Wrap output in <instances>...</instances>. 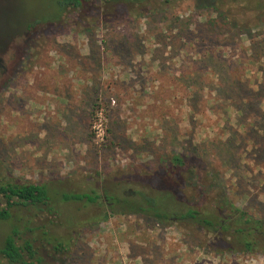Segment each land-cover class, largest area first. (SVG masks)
I'll return each mask as SVG.
<instances>
[{
    "label": "rangeland",
    "instance_id": "rangeland-1",
    "mask_svg": "<svg viewBox=\"0 0 264 264\" xmlns=\"http://www.w3.org/2000/svg\"><path fill=\"white\" fill-rule=\"evenodd\" d=\"M96 6L0 0L3 49L9 41L0 53V183L128 186L130 173L180 153L204 190L197 198L212 202L221 189L264 217V0H152L144 13L106 19ZM61 207L57 224L47 211L12 209L0 245L16 226L46 245L48 264H264V255L213 249L211 234L143 214L74 226L98 208ZM71 229L68 251L53 253L46 238Z\"/></svg>",
    "mask_w": 264,
    "mask_h": 264
},
{
    "label": "trees",
    "instance_id": "trees-1",
    "mask_svg": "<svg viewBox=\"0 0 264 264\" xmlns=\"http://www.w3.org/2000/svg\"><path fill=\"white\" fill-rule=\"evenodd\" d=\"M96 0H61L65 7L80 10L96 6ZM110 10L95 14L118 17L120 12L144 13L151 8L152 0H99ZM113 14H110L112 13ZM104 19V20H105ZM192 160L183 154L173 153L166 163L152 172L135 171L127 176L124 183L106 188L100 185L87 191H63L50 188L47 183L20 182L17 180L0 183V221L12 222V209L32 206L38 212L47 211L49 224L61 218V204L82 202L86 210L97 213L80 218L72 225L107 219L114 215L143 214L163 224H176L185 232L211 234L215 248L230 253L264 255V217L254 215L240 208L223 192L219 197L205 203L196 194L204 190L194 181L197 178ZM207 181V177H204ZM122 182V181H121ZM212 185H210L211 187ZM92 211H89L92 213ZM87 212V211H85ZM72 219V218H71ZM44 226H38L43 228ZM30 228V227H29ZM28 226L26 230L29 229ZM33 230V229H30ZM42 234L48 236L46 230ZM46 238L50 250L55 254L68 251L74 238L75 229L66 236ZM36 240L23 237L18 227L13 226L0 245V264H48ZM211 248V247H210Z\"/></svg>",
    "mask_w": 264,
    "mask_h": 264
},
{
    "label": "flooded vegetation",
    "instance_id": "flooded-vegetation-1",
    "mask_svg": "<svg viewBox=\"0 0 264 264\" xmlns=\"http://www.w3.org/2000/svg\"><path fill=\"white\" fill-rule=\"evenodd\" d=\"M9 42V41H8ZM7 42V44H6V49H8V46H9V43ZM4 48V46L2 45V44H0V53H4L5 51H6V49H3ZM2 58L0 57V69H1V71H3V73H4V70H5V68H4V64H2Z\"/></svg>",
    "mask_w": 264,
    "mask_h": 264
}]
</instances>
